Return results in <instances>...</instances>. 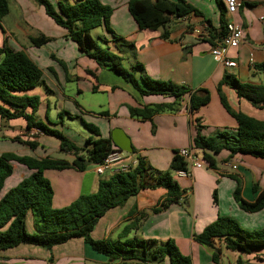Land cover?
Returning a JSON list of instances; mask_svg holds the SVG:
<instances>
[{"label": "crops", "instance_id": "0c3cea01", "mask_svg": "<svg viewBox=\"0 0 264 264\" xmlns=\"http://www.w3.org/2000/svg\"><path fill=\"white\" fill-rule=\"evenodd\" d=\"M98 1L113 10L109 26L115 35L120 37L121 40L116 43H122L123 50H118L115 46L107 48L109 51L114 48L123 53V57L118 56L122 61H126L128 70L133 65L139 64L144 74L153 80L170 81L193 91H207L210 100L197 115L206 127L202 130V135L209 136L216 129L235 128L234 120L220 104L217 87L221 85L225 74L234 76L241 83L264 84V77L253 70L255 65L264 62V24L260 22V18H264V0H240L236 13L230 18L241 28L243 35L240 44L236 48L227 49L224 55L225 59L235 63L233 68H226L221 61H216L211 56L210 50L215 40L212 43L202 41L193 32L195 29L204 28L211 30L214 36L220 34L221 23L223 22L224 25L226 14L223 6L222 10L220 9L219 0H184L202 16L190 14L173 18L156 31H140L137 28L127 11L129 0ZM7 2L8 14L0 22V49L23 51L42 72L43 85L18 94L36 96L39 99L38 109L33 116L35 121L42 122L48 128L62 131L79 147L83 146L84 138L91 135L86 125L94 127L99 137L109 139L113 146L115 145L112 137L125 136L132 149V153H126L125 158H142L155 171H171L170 166L177 152L180 149H189L191 138L195 134V127L188 112V98H183L174 112H162L154 115L150 120L131 118L128 112L130 107L170 104L174 99L160 95L141 96L130 84L110 72L107 66L99 67L95 63L92 69L84 64H78L77 60L73 66L72 55L78 53L67 41L69 39L66 38V32L62 28L56 26L63 30L65 33L63 36L60 34L51 37L40 28V25H35L33 0H7ZM69 3H73V0ZM35 31L39 36L43 35L50 39L49 44H53L51 42L54 41L55 50H51L48 54L42 49L39 50L48 42L37 48L38 50L31 46L29 38L35 37ZM95 32L96 36L105 38L109 35L103 28ZM58 37L64 38L67 42L61 41L63 45H58ZM62 47L70 49L71 55L62 54ZM72 82L75 83L74 91H66L67 83ZM221 92L232 110L264 121V109H256L245 100L238 99L235 91L225 85L221 86ZM24 127L25 121L22 118L7 122L0 120V140L4 144L18 142L16 138L21 142L25 141ZM21 142L18 143L28 148ZM35 142L38 146L33 150L35 153L33 157L68 162L73 159L70 154H64L59 150L58 141L53 137L41 135L35 139ZM1 153L10 152L0 150ZM214 158L216 169H209L202 164L201 168L190 170L188 179L180 178L177 182L181 189H187L185 202L170 204L165 210L153 214L151 210L163 201L166 192L162 188L143 190L130 198L123 207L107 211L97 222L91 233L92 238L115 239L124 225L144 214L146 218L141 222L136 236L143 240H174L180 253L191 259V264H237V261L242 264H264V250L240 254L223 249L218 242L214 245L221 249V254L217 263H213L211 249L193 241V235L200 233L217 216L242 214L233 200L236 182L231 177L239 181L241 197L247 202L255 200L257 194L253 192L254 188L259 191L264 190V160L250 155L230 156L227 151L220 152ZM232 165L236 167L234 170L231 168ZM174 174L171 172L172 177ZM28 175L29 171H26L21 178L10 180L9 177L4 183L1 195ZM44 176L53 189L52 206L61 208L70 204L79 195L94 193L99 180L110 175H96L93 167H89L82 172L73 169L60 172L46 171ZM213 191L216 192V203L210 202ZM221 198L226 201L229 210L222 209ZM131 210L133 213L128 216ZM253 214L261 215L255 217L249 226L240 223L243 229L258 230L263 227L264 209ZM26 229L29 233L33 232L30 213L27 215ZM133 235L134 233L131 232L129 238ZM10 250L7 252H11ZM46 251L45 254H40L39 250L35 253L31 251L21 254L39 258L48 264L52 256L54 264H105L106 262L102 255L93 253L81 239L69 240L63 245L53 247L51 251ZM20 259L17 261L27 262ZM29 262L33 264V261Z\"/></svg>", "mask_w": 264, "mask_h": 264}, {"label": "trees", "instance_id": "16d2710c", "mask_svg": "<svg viewBox=\"0 0 264 264\" xmlns=\"http://www.w3.org/2000/svg\"><path fill=\"white\" fill-rule=\"evenodd\" d=\"M43 8L44 14L53 23L66 32V38L76 44L77 50L95 60L99 67L107 66L108 70L119 76L141 96L160 95L171 97L170 104L143 106L128 109L131 118L150 120L162 112H174L183 98H188V112L195 127L191 138L190 148L194 150L205 166L216 169L214 156L222 151L232 155H250L264 160V121H259L234 111L229 106L221 92V86L233 89L238 99H243L252 107L264 109V84L241 83L234 76L225 74L221 85L217 87L220 104L225 112L234 120L235 128L216 129L209 136L201 134L206 127L197 116L199 110L208 104L210 97L205 90H191L184 85L170 81L153 80L146 76L139 64L130 70L121 64L122 59L109 49L96 44L90 33L103 28L113 42L120 39L110 29L109 19L113 10L100 4L98 0H73V3L58 1L57 9L48 0H33ZM222 10V5L219 4ZM9 11L7 0H0V22ZM127 11L142 30L156 31L168 24L171 19L181 18L201 13L184 0H129ZM208 24L210 23L207 21ZM210 25V24H209ZM208 25V26H209ZM221 32L214 36L211 30L199 39L210 42L214 46L225 35V23H221ZM165 37V35H163ZM102 44L109 42L105 37H97ZM123 40V39H122ZM50 39L44 36L30 37L33 47L44 46ZM264 77V62L253 67ZM43 85L42 72L39 67L23 52L9 48L0 49V120L7 122L22 118L25 121L24 130H38L42 135L50 136L58 141L59 150L70 154L71 162L60 159L36 158L14 153L0 154V251L14 249L20 245H33L51 251L73 239H81L83 244L93 252L105 258V264H191V259L180 253L174 240L165 241L143 240L136 236L141 222L146 218L140 214L138 218L124 225L115 239L92 238L97 222L107 211L123 207L132 197L143 190L162 188L165 198L151 210L156 214L165 210L170 204L185 202L186 190L181 189L173 181L171 172L187 171L186 162L178 155L173 159L170 170L158 172L147 162L136 157L137 164L127 172H115L108 178L99 180L94 193L79 195L70 204L54 208L52 206L53 189L49 180L44 176L46 171H64L73 169L79 172L93 167L109 153L113 145L109 139L100 138L94 127L86 125L91 135L83 140L79 147L69 140L62 131L50 129L42 122L35 121L34 114L39 106L36 96L18 95L35 87ZM28 112V113H27ZM21 142L20 139H15ZM23 145L35 150V141H23ZM13 163L29 171L15 186L2 193L5 181L13 174ZM233 192V199L239 209L253 214L264 209V190L253 189L256 193L253 202H247L241 197V187L238 180ZM216 203V193L212 194ZM32 216L33 232L26 229L27 215ZM133 211H129L128 216ZM134 235L129 238L130 233ZM193 241L211 249V259L217 263L221 249L216 248L218 242L223 249L240 254H251L264 250V225L259 230L243 229L238 222L227 217L217 216L200 233L193 235ZM51 262V257L49 258ZM237 264H242L237 261Z\"/></svg>", "mask_w": 264, "mask_h": 264}, {"label": "rangeland", "instance_id": "374dc122", "mask_svg": "<svg viewBox=\"0 0 264 264\" xmlns=\"http://www.w3.org/2000/svg\"><path fill=\"white\" fill-rule=\"evenodd\" d=\"M48 1L52 4V6L54 8L57 9L58 1H65V0H58L57 2H56V0H48ZM68 1L70 2V0H67V2ZM71 2H72V0H71ZM50 20L51 19H49L44 14L43 8L40 7L39 5H37V3L35 2V25H40V28H42L44 30V32H46V34L51 36V37H56V36H58L60 34L63 36L65 34L63 32V30H61L60 28L56 27V25L53 23V21H50ZM35 29H37V28L35 27ZM95 31H92L90 33V35L95 40L97 45H99L101 47H104V48H106V46L107 47L109 46V48H110V46H115V47H117L118 50H123V48L121 46L122 43H118L117 44L116 42H113L110 35H108V36L106 35V40L110 44L109 43H108L109 45L102 44L101 40L97 38V37H101L102 38V36H96V32ZM37 36H39V34L37 33V31H35V37H37ZM60 37L57 38V40H59L58 41V45H63L61 43V41L63 43L68 41V42H70L72 44V47L74 48V51L76 50V52L78 53V54H73L72 55V57H73V61H72L73 66L75 65L76 60H77L78 64H84V66H86V67H92V69L94 68L95 63H96L94 59L86 56L83 52L78 51L75 43L71 42L70 40L64 41V38L63 39H59ZM49 43L50 42H48V44H46L47 46L45 45L42 48H39V47H35V48L36 49L39 48V50L42 49L44 52H46L48 54L51 50H55V44H54L55 42L52 41L51 43H53V44H49ZM110 52H113V53L119 55L120 57H123L122 56L123 53L116 51V49H114V48L111 49ZM61 53L64 54L65 56H70L71 55L70 49H63V47L61 49ZM121 64H122V66L124 68L127 69V65H126V61L125 60H123ZM74 87H75V83L74 82L67 83L65 90L66 91H74ZM46 125H47V123H46ZM49 128L52 129L51 127H49ZM41 135L42 134L38 130H36V129L32 130L31 129L29 132L25 133V137H26L25 141H35V139L37 137L41 136ZM0 142H1L0 143V150H2L4 152H10V153L12 152V153H16V154H19V155H30V156H34L35 155L34 151H32V150H30L28 148H24L18 142H8V143H5V144L2 143V140H0ZM26 171L27 170L24 167H22L20 165H17V164L15 165V163H13V174L11 175L10 180L21 178L22 177L21 175L24 174ZM179 180H180V177H178V176H176L174 174L173 181L177 183V182H179ZM177 185H178V183H177ZM210 202L211 203L213 202L212 196H211ZM220 202H221L220 204H221V207H222L223 210H225V209L229 210V208L227 207V203H226V201L223 198H221ZM260 215L261 214H257V215L248 214V213L242 211L241 215H235L234 213H231V215H229L230 217L229 216H227V217L235 220L236 222H238V224H240V223L242 225L243 224H247V226H249L250 224L253 223V221H254L253 219H255V217L256 218L260 217ZM219 216H223V215H219ZM28 221L30 222L31 220H28ZM28 225H30V223ZM246 228L249 229V227H246ZM251 228H255V227H251ZM36 250H39L40 254L47 253V251L45 249L38 248V247H35V246H30V245H28V246L27 245H23V246H19V247L15 248V249L10 250L11 252H16V253H19V254H13V253L7 252V251L5 253L0 252V264H11V263H13V264H30L29 261H33V264H48L46 261L42 262L41 259H39V258L26 256V254H23V255L21 254V252H31V251L33 253H35ZM19 258H21L22 260H25L27 262H22V261L19 262V261H17V259H19ZM49 264H54V257L53 256L51 257V262L49 261ZM154 264H158V263H154Z\"/></svg>", "mask_w": 264, "mask_h": 264}, {"label": "built area", "instance_id": "2783aa9c", "mask_svg": "<svg viewBox=\"0 0 264 264\" xmlns=\"http://www.w3.org/2000/svg\"><path fill=\"white\" fill-rule=\"evenodd\" d=\"M220 4L225 10V35L211 47L210 54L216 61H221L226 68L235 67V63L225 59V52L227 49L236 48L243 39L241 28L230 20V18L236 13L240 0H219ZM260 22L264 24V18H260ZM199 38L206 35L204 28L195 29L193 31ZM126 153L113 146L106 157L101 163L93 166V171L96 175H112L115 172H127L134 168L137 164L136 158L127 159ZM177 155L181 157L187 164V171H177L175 175L188 179L190 177V170L195 168H201L203 165L198 158L196 152L189 149H180ZM234 170L236 167L231 166Z\"/></svg>", "mask_w": 264, "mask_h": 264}, {"label": "water", "instance_id": "95a60500", "mask_svg": "<svg viewBox=\"0 0 264 264\" xmlns=\"http://www.w3.org/2000/svg\"><path fill=\"white\" fill-rule=\"evenodd\" d=\"M123 137V138H122ZM112 142L121 151L125 153H132V149L129 145V141L125 136H114L112 137Z\"/></svg>", "mask_w": 264, "mask_h": 264}]
</instances>
